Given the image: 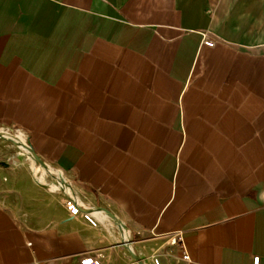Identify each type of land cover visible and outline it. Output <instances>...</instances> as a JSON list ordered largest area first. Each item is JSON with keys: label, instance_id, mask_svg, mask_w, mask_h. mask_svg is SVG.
Returning <instances> with one entry per match:
<instances>
[{"label": "crops", "instance_id": "crops-1", "mask_svg": "<svg viewBox=\"0 0 264 264\" xmlns=\"http://www.w3.org/2000/svg\"><path fill=\"white\" fill-rule=\"evenodd\" d=\"M6 127L128 231L0 193V264H264V0H0Z\"/></svg>", "mask_w": 264, "mask_h": 264}, {"label": "rangeland", "instance_id": "rangeland-1", "mask_svg": "<svg viewBox=\"0 0 264 264\" xmlns=\"http://www.w3.org/2000/svg\"><path fill=\"white\" fill-rule=\"evenodd\" d=\"M10 128L16 130V128ZM19 134L24 136L20 132ZM24 149L25 147L21 143L1 135L0 186H3V189L0 190V193H13L15 195L11 201L14 204H19L16 205L15 210L21 218L38 220L39 214L45 207V201L43 200V194L45 193V195H49L50 199L58 203L64 201L74 205L72 199L76 200L75 197H77L79 200L76 201L81 205L89 204L76 194V190L68 177V179L64 177L56 167L43 166L41 161L33 162L31 159L26 158L25 155L21 154ZM53 184L57 187H52ZM58 187H62V189ZM108 209L112 211V209ZM77 210V216L83 217L97 227L100 226L101 222L96 217L85 215L79 209ZM75 211L73 210V213ZM102 219L103 223H110L103 216ZM120 224L123 225L122 220ZM116 228L118 229V226Z\"/></svg>", "mask_w": 264, "mask_h": 264}, {"label": "bare ground", "instance_id": "bare-ground-1", "mask_svg": "<svg viewBox=\"0 0 264 264\" xmlns=\"http://www.w3.org/2000/svg\"><path fill=\"white\" fill-rule=\"evenodd\" d=\"M6 128L9 130L0 128V137L2 135L3 137H9L12 140L21 143L25 147L24 151L21 152L22 155H25L26 158L31 159V161L33 162L41 161V163L42 162L44 163V161L33 151L32 147L31 148L29 147L24 136H21L18 132L14 131L11 128H8V127ZM38 169L40 170L41 168L39 167ZM52 187H57V186L53 184ZM58 188L62 189V187H58ZM76 200H79V199H76ZM76 200L72 199L73 203L77 206L79 210L84 211V212H91L92 215L98 218L100 221L102 219V216L105 217L110 222L111 226H115V227L118 226V229L122 237L125 236L128 229L124 227L122 224H120V220L113 213L109 212L108 210H105L104 208L95 207L90 204L85 203L84 205H81ZM123 244L127 247L128 251L131 253L132 248L130 244H128L127 237L125 238Z\"/></svg>", "mask_w": 264, "mask_h": 264}, {"label": "built area", "instance_id": "built-area-1", "mask_svg": "<svg viewBox=\"0 0 264 264\" xmlns=\"http://www.w3.org/2000/svg\"><path fill=\"white\" fill-rule=\"evenodd\" d=\"M178 237L180 236V233L177 234ZM184 258L185 259H188V255L187 254H184ZM259 263V257H254V260H253V264H258Z\"/></svg>", "mask_w": 264, "mask_h": 264}]
</instances>
